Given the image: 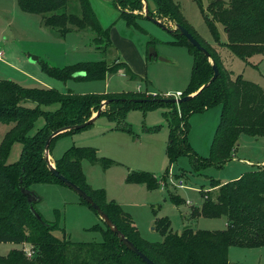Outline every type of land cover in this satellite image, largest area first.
<instances>
[{"label":"trees","instance_id":"trees-1","mask_svg":"<svg viewBox=\"0 0 264 264\" xmlns=\"http://www.w3.org/2000/svg\"><path fill=\"white\" fill-rule=\"evenodd\" d=\"M196 1L201 5V0ZM147 2L151 16L161 22L170 20L191 32L217 65L219 78L193 99L180 105L164 102L162 100L167 98L157 95L146 97L136 92L114 95L62 94L51 89L26 88L12 80L0 79V122L13 124L0 141V243L28 244L35 249L32 259H28L21 250H12L6 256H0V264H145L106 225L102 243H73L65 235L62 239L56 237L53 232L60 230L58 225L45 220L36 208L42 198L32 190L33 185L65 186L53 175L45 161L47 139L62 128L89 121L104 101L110 103L100 117H107L117 124V130L127 132L131 131L130 125L125 123L130 110L165 109L163 115L169 128L167 156L170 167L182 156L190 159L195 172L204 171L210 166L222 167L232 160L242 136L264 138V89L242 75L237 76L227 70L221 52L198 35L174 0ZM150 2L155 5L154 10L150 9ZM78 3L80 13L68 10L69 0H18L24 13L40 16L42 25L61 37L91 29L97 41L109 43L110 29L102 27L90 0H78ZM114 6L120 12V17L132 25L136 26L138 20L145 19L141 13L143 0H114ZM203 16L217 47L246 62L255 55H264V0H213L207 11L203 10ZM217 24L224 27L227 43H221ZM173 36L175 40L171 44L186 47L194 59L190 83L182 92V97H185L197 93L206 85L212 79L214 70L206 55L186 38L178 32ZM122 66L132 79H136L125 63ZM114 69L103 61L80 62L64 68L43 64V70L49 76L64 82L105 80L115 72ZM134 100L146 101L136 103ZM26 101H32L37 106H22ZM52 105L59 107L55 111L42 109ZM216 106H222L221 119L210 157L205 159L193 151L189 143L190 118L195 113H203ZM39 118L44 119V125L30 135ZM150 130L157 132L159 129L154 127ZM79 131H68L54 138L50 152L59 138ZM16 143L22 144V153L17 162L9 163ZM84 160L93 165L102 164L105 169L111 163L107 158H100L95 148L74 146L55 161V167L61 175L85 191L122 234L155 264H231L229 251L232 247L264 248V166L258 165L226 184L211 180V190L203 193L201 207L191 212L195 219L225 217L227 226L224 230L185 228L179 234L173 232L169 218H157L155 230L164 240L151 243L141 236L132 217L119 204L108 202L104 190H95L90 186L83 171ZM169 171L170 168L164 178ZM160 182L161 179L149 172L133 171L126 178L127 184L145 185L151 191L158 190ZM172 200L177 206L183 201L175 196H172ZM81 201L91 207L83 199Z\"/></svg>","mask_w":264,"mask_h":264},{"label":"rangeland","instance_id":"rangeland-1","mask_svg":"<svg viewBox=\"0 0 264 264\" xmlns=\"http://www.w3.org/2000/svg\"><path fill=\"white\" fill-rule=\"evenodd\" d=\"M181 8L183 16L198 35L221 52L224 66L235 75L255 82L264 89V55L258 54L247 62L231 55L226 49L217 47L208 29L203 10L213 0H174ZM228 1V0H225ZM98 21L105 29H110L109 43L96 40V34L87 29L59 36L41 23V17L24 13L18 0H0V79L12 80L26 88L51 89L62 94L104 95L136 92L163 98L178 97L177 91H185L190 83L194 66L193 55L184 46L171 44L175 37L170 32L175 23L164 19L166 29L147 19H140L137 25L120 17L114 0H90ZM150 9L155 5L150 2ZM68 10L80 13L78 0H69ZM221 43H227L224 27L217 24ZM96 40V41H95ZM151 43V45L149 44ZM152 56V57H151ZM160 58L165 61H161ZM35 60V62H33ZM106 62L114 67V73L105 80L85 79L61 81L49 76L43 64L64 68L80 62ZM125 63L136 75L132 79L122 64ZM84 75V74H81ZM169 93V96L167 95ZM182 96V95H181ZM27 108H35L32 101L22 103ZM59 105L42 107L44 111H55ZM180 110V109H178ZM163 108L151 111L132 109L125 123L130 132L117 130V124L107 117L98 118L89 127L77 133L59 138L51 149V161L71 147H92L98 150L100 158L111 160L105 169L102 164L93 165L83 161V171L93 189L104 190L108 202L119 204L128 213L141 236L151 243H159L163 236L155 230L157 218L167 217L173 232L182 233L185 228L194 230H224L226 218H193L192 211L203 203V193L211 190V180L221 183L236 180L264 161V139L242 136L232 160L222 167L210 166L195 172L190 159L180 157L170 167L167 156L169 128L164 119ZM222 106H216L203 113H195L190 118L189 143L199 156L209 159L216 130L219 126ZM44 125L39 118L30 135H34ZM13 126L0 122V141ZM158 127L157 132L150 129ZM22 144L13 146L9 163L19 160ZM251 166H250V165ZM170 168L168 175L167 170ZM149 172L161 179L158 190H149L145 185L127 184L131 172ZM32 190L42 201L36 206L48 222L57 224L60 230L53 234L73 243H102L106 226L99 215L70 188L59 184H36ZM172 196L182 199L175 205ZM12 250L35 249L28 244L0 243V256ZM231 264H264V248H230Z\"/></svg>","mask_w":264,"mask_h":264},{"label":"water","instance_id":"water-1","mask_svg":"<svg viewBox=\"0 0 264 264\" xmlns=\"http://www.w3.org/2000/svg\"><path fill=\"white\" fill-rule=\"evenodd\" d=\"M143 11L141 12L145 19L153 22L154 24L163 27L164 29H166L164 23H162L160 20H158L157 18L151 16L149 14V4L147 2V0H143ZM172 34H174L175 32H178L181 36H183L184 38H186L190 44L195 47L197 50H199L200 52L204 53L206 55V57L209 59V61L212 64L213 70H214V75L212 77V79L206 84L204 85L197 93L189 95V96H185V97H173V98H167V99H163L162 101L167 102V103H174L177 105H180L182 103L188 102L191 99H193L197 94H199L202 90H204L205 88H207L212 82H214L217 78H219L220 76V71L217 67V65L213 62V60L211 59L210 54L208 53V51L201 45V43L191 34V32H189V30H187L185 27H183L180 24H175V27L173 30L170 31ZM152 57V56H151ZM161 61H165L164 59L160 58ZM33 62H35V60H33ZM146 100H134V102L136 103H142L145 102ZM110 103V101H104L101 104L100 109L98 110V112H96L92 118L80 125H76V126H71V127H65L62 128L54 133H52L50 135V137L47 139L46 144H45V153H44V158L45 161L47 163L48 168L50 169V171L53 173V175L58 178L67 188H70L71 190H73L75 193H77L79 195V197L81 199H83L87 204H89L93 210L96 211V213L99 215V217L101 218V220L103 221V223L110 228L115 235L120 239V242L133 254H135L136 256H138L145 264H155L152 260H150L145 254H143L129 239H127L125 237V235L122 234V232L114 225V223L110 220V218L103 212V210L99 207V205L85 192L83 191L81 188H79L77 185H75L73 182L69 181L67 178H65L63 175H61L56 167L55 164L52 163L51 161V152H50V144L52 142V140L54 138H56L57 136L66 133L68 131H79V130H83L85 128H87L88 126L92 125L98 118H100L101 113L104 111V109L107 107V105ZM22 192L25 193V190L22 189Z\"/></svg>","mask_w":264,"mask_h":264},{"label":"crops","instance_id":"crops-1","mask_svg":"<svg viewBox=\"0 0 264 264\" xmlns=\"http://www.w3.org/2000/svg\"><path fill=\"white\" fill-rule=\"evenodd\" d=\"M91 5H92V4H91ZM230 71H231V70H230ZM237 76H239V75H237ZM243 78H244V77H243ZM244 79H245V78H244ZM260 86H261V85H260ZM179 93L182 94L181 91H177L176 95H178ZM167 95L169 96V93H167ZM263 139H264V138H263ZM57 159H58V158H56L55 161H56ZM249 165H250V164H249ZM82 166H83V163H82ZM250 166H251V165H250ZM257 166H258V165H257ZM260 166H264V161L262 162V164H260ZM255 167H256V166H254V168H255ZM254 168H253V169H254ZM253 169H251V170H253ZM251 170H250V171H251ZM243 173H244V172H241V171H240V174H239V175H240V176H241V175H244ZM231 181H232V180H231ZM200 207H201V206H200ZM197 208H199V207H197ZM226 226H227V223H226Z\"/></svg>","mask_w":264,"mask_h":264},{"label":"built area","instance_id":"built-area-1","mask_svg":"<svg viewBox=\"0 0 264 264\" xmlns=\"http://www.w3.org/2000/svg\"><path fill=\"white\" fill-rule=\"evenodd\" d=\"M0 58H3V53L0 52ZM181 93L178 94V97H181ZM27 254L30 256V257H33L35 255L34 251H26Z\"/></svg>","mask_w":264,"mask_h":264}]
</instances>
